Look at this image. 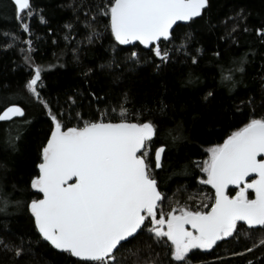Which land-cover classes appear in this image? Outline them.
I'll return each mask as SVG.
<instances>
[{
  "label": "trees",
  "instance_id": "16d2710c",
  "mask_svg": "<svg viewBox=\"0 0 264 264\" xmlns=\"http://www.w3.org/2000/svg\"><path fill=\"white\" fill-rule=\"evenodd\" d=\"M31 3L29 35L14 19L13 0H0V33L19 36L6 41L0 35V112L15 104L25 113L22 119L0 122V187L22 202L7 214L0 213V264H82L40 238L26 207L36 198L30 181L38 172L41 147L51 127L43 105L25 87L32 68L22 49L28 48L29 39L32 59L42 66V97L54 113L65 114L60 118L66 124L77 123V113L98 119L105 109L109 111L105 118L116 121L121 106L134 122L152 121L157 134L147 161L166 196L163 210L210 204L205 194L214 191L199 182L204 174L197 165L207 159L213 144L222 143L253 116L264 117V0H209L201 18L177 26L172 41L161 43L170 54L163 63L151 49L116 42L106 28L108 17L97 13L101 0ZM93 31L99 35L93 36ZM185 36L190 39L181 50ZM132 51L139 54V63L133 62ZM242 58H246L243 72L238 70ZM222 70H232L234 86L222 82ZM170 131L173 135L179 131L182 138L173 141ZM17 134L19 139L9 143ZM161 145L165 146L162 167L155 168L154 152ZM261 238L264 232L253 231L249 238L242 230L237 238L220 241L208 251L192 250L189 258L191 264H264ZM123 245L115 253L117 264L152 260L172 264L169 248L156 243L146 230ZM18 248L23 249L19 256Z\"/></svg>",
  "mask_w": 264,
  "mask_h": 264
},
{
  "label": "snow or ice",
  "instance_id": "6c2138e0",
  "mask_svg": "<svg viewBox=\"0 0 264 264\" xmlns=\"http://www.w3.org/2000/svg\"><path fill=\"white\" fill-rule=\"evenodd\" d=\"M208 3L209 0H101L96 9L99 15L108 17L106 28L119 45L139 42L163 63L170 54L161 48V43L172 41L173 26L201 18ZM13 4L20 30L31 35V0H13ZM40 19L43 21L42 16ZM0 35L6 41L19 39L14 32ZM92 35L99 34L93 31ZM188 39L190 36H185L181 50H186ZM26 43L28 48L22 51L32 74L25 87L43 105L51 121L50 133L41 147L38 172L30 181L36 198L26 205L43 241L82 264H117L118 246L123 247L122 242L146 230L156 243L169 248L172 264H191L189 253L194 249H212L219 241L237 238L242 230L249 238L253 231L264 232V117L253 116L222 143L213 144L207 149V159L197 165L204 174L199 182L214 190L211 196L205 194L210 204L195 208L187 204L170 206L165 212L166 196L151 170L152 163L147 161L157 126L150 120L128 119L129 111L123 106L116 121L105 118L109 114L105 109L95 120L77 113V123L69 126L60 118L65 114L54 113L43 99L39 90L42 66L32 59L33 41ZM130 56L134 63L140 62L136 51ZM245 61L242 58L238 69L241 72ZM222 82L234 86L232 70H222ZM14 116L23 117L24 109L13 104L0 112V121ZM169 135L173 141L182 138L179 131L174 135L170 131ZM18 139L19 134L10 137L9 143ZM164 151L163 145L155 149V168L162 167ZM230 186L235 195L230 194ZM250 192L254 197L250 198ZM21 203L0 187V213L7 214L10 207ZM259 242L264 245V238ZM22 251L16 249V255Z\"/></svg>",
  "mask_w": 264,
  "mask_h": 264
},
{
  "label": "water",
  "instance_id": "95a60500",
  "mask_svg": "<svg viewBox=\"0 0 264 264\" xmlns=\"http://www.w3.org/2000/svg\"><path fill=\"white\" fill-rule=\"evenodd\" d=\"M196 19H198V18H196ZM189 22H177V25H174L173 26V31H174V29L177 27V26H179V25H186V24H188ZM134 45H139L141 48H143V49H145V50H149L150 48H148V47H146V46H144V45H142V44H139V42H136ZM134 45H123V46H134ZM9 107V106H8ZM6 109V108H5ZM4 109V110H5ZM24 115H25V113H24ZM24 117V116H23ZM23 117H19V116H14V117H12L10 120H7V121H0V122H2V123H8V122H11V121H13V120H16V119H22ZM153 139V138H152ZM163 155V154H162ZM162 159V158H161ZM230 190H232V186H230V189H229V191ZM214 191V190H213ZM138 235V234H137ZM131 239H133V238H129V240L128 241H130ZM128 241H126V242H122V244H124V243H127ZM48 243V242H47ZM53 247V246H52ZM54 248V247H53ZM118 248H119V246H118ZM55 249V248H54ZM56 251H58V252H63V251H61V250H57V249H55ZM73 258H75L76 260H79L78 258H76V257H73Z\"/></svg>",
  "mask_w": 264,
  "mask_h": 264
},
{
  "label": "rangeland",
  "instance_id": "374dc122",
  "mask_svg": "<svg viewBox=\"0 0 264 264\" xmlns=\"http://www.w3.org/2000/svg\"><path fill=\"white\" fill-rule=\"evenodd\" d=\"M194 250H196V249H194ZM200 250V249H199ZM210 250V249H209ZM202 251H208V250H202Z\"/></svg>",
  "mask_w": 264,
  "mask_h": 264
},
{
  "label": "bare ground",
  "instance_id": "6f19581e",
  "mask_svg": "<svg viewBox=\"0 0 264 264\" xmlns=\"http://www.w3.org/2000/svg\"><path fill=\"white\" fill-rule=\"evenodd\" d=\"M190 23V22H189ZM117 42V41H116ZM118 43V42H117ZM123 46V45H122ZM220 242V241H219Z\"/></svg>",
  "mask_w": 264,
  "mask_h": 264
}]
</instances>
